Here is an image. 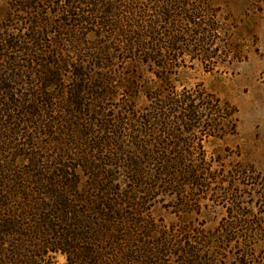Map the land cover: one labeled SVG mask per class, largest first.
<instances>
[{"label":"rangeland","instance_id":"rangeland-1","mask_svg":"<svg viewBox=\"0 0 264 264\" xmlns=\"http://www.w3.org/2000/svg\"><path fill=\"white\" fill-rule=\"evenodd\" d=\"M70 1L0 0V264H264V0Z\"/></svg>","mask_w":264,"mask_h":264},{"label":"trees","instance_id":"trees-1","mask_svg":"<svg viewBox=\"0 0 264 264\" xmlns=\"http://www.w3.org/2000/svg\"><path fill=\"white\" fill-rule=\"evenodd\" d=\"M39 1H41V3L43 1L48 2V0H38V1L37 0H19V2H20L19 7L23 8V9H33L34 6H36V5L38 6L39 5ZM99 1H101V0H97V2H99ZM61 3L66 5V7L63 9V12L64 13H69V16H72V18H74L73 21L75 22V24L77 26H80V25L82 26L83 24L97 25V26H100L101 28L110 27L111 26V22L109 21V18L111 17V14H113L112 10L107 11L104 14L102 12V13H100L101 16H99L98 15L99 14V9L94 10L95 9L94 8L93 10H91L92 12H90V10H88L86 12L83 9H79V8L74 7L70 0H61ZM74 3H76V2H74ZM76 10H78L79 14L75 13ZM169 13L170 12H165L164 11L161 14H162V16L164 18L169 19L171 17ZM88 15H90V17ZM185 15H186V17L188 16L187 12L185 13ZM170 19H172V18H170ZM188 19H192V18L189 17ZM47 28H48V26H47ZM201 31L203 33L204 30L202 29L201 26L200 27L198 26V32H200L199 34H201ZM28 38H29V40H33L34 42H37L38 46H42V42H44L43 34L38 32V31H35L34 28H32V35L28 36L27 39ZM11 39L9 38L7 41L9 43H13V41H14V43L12 44L13 48H19V49L22 48V44H20V40L22 38L21 39L13 38V40H11ZM171 39H175V37H173V38L171 37ZM136 42H138V39L133 42V45L136 44ZM203 43H205V40L203 41ZM133 45L129 44V46H131V48H132ZM22 49H25V48H22ZM153 59H156V57H153ZM153 59L149 58V60H153ZM75 67H77V66H75ZM57 76H58L57 74L53 73V75L50 76V78H55L56 79ZM78 76L85 77L86 74L81 72V73H78L77 77ZM83 81L85 82V80H83ZM103 88L104 87L95 86L94 85L92 87L91 91L95 90V92H91V97L94 98V99L99 100L98 97L103 95V93H102V89ZM86 90H87L86 86H83V83L80 82L77 87L74 86V90L70 94L71 95V100H70L69 104L72 105L74 108H76L77 106L80 107L79 111H81L82 109L84 110L86 108V106H85L86 104L84 102L86 100V96H85ZM99 91H101V93ZM88 112H90V110H88ZM137 172H139L138 174H140V170H138ZM192 173H194V172H192ZM194 179L196 180L195 177H194ZM63 240L65 241L66 239L64 238ZM62 244L63 243H62V239H61V245ZM92 252L93 253L91 255L88 254L89 256H87V257H86L87 254H81L80 257L78 258L79 264H87V262H86L87 259H91V261H92V263H89V264H109L108 261H105V257L102 254H100L98 251L93 250Z\"/></svg>","mask_w":264,"mask_h":264}]
</instances>
